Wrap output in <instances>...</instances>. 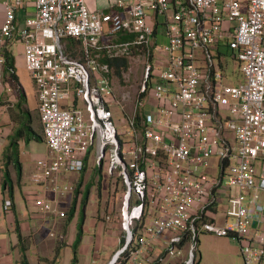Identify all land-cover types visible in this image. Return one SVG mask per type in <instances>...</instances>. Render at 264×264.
<instances>
[{"label":"built area","instance_id":"2783aa9c","mask_svg":"<svg viewBox=\"0 0 264 264\" xmlns=\"http://www.w3.org/2000/svg\"><path fill=\"white\" fill-rule=\"evenodd\" d=\"M25 1H3L0 47L20 42L35 87L50 156L32 181L83 172L91 155L111 175L117 170L124 244L118 240L108 264H160L166 256L192 264L200 234L236 240L244 264H264L259 232L251 233L253 214L264 219V177L252 167L264 161V0H107L96 11L85 0H34V13L14 31ZM118 35L132 39L114 41ZM134 55L144 69L125 115L102 60ZM148 93L152 104L143 105ZM113 107L122 112L120 130ZM224 193L217 223L209 214ZM35 206L53 210L44 199Z\"/></svg>","mask_w":264,"mask_h":264},{"label":"rangeland","instance_id":"374dc122","mask_svg":"<svg viewBox=\"0 0 264 264\" xmlns=\"http://www.w3.org/2000/svg\"><path fill=\"white\" fill-rule=\"evenodd\" d=\"M11 49L17 61V58L21 54V44L13 43ZM142 59V56L137 57L134 55V57L129 60V70L124 71L120 78L115 74L110 77L114 98L117 99L116 102H121L124 107L125 115L130 113L129 98L133 96L134 92L136 93V87L142 79L144 69ZM157 65L158 64L155 62L152 64L154 67ZM232 68L237 70L236 65H232ZM16 71L23 81L25 93H28L30 99L31 92L24 78L25 72L18 66L16 67ZM154 83V80H152L151 88H153ZM10 87L12 93L16 94L15 85L11 83ZM149 94L151 93H148L142 99L141 102L143 105L152 104L153 100ZM17 101L16 99L15 102ZM112 110L114 113V123L117 129L120 130L123 128L120 124L121 121L118 122V119L122 116L121 109L113 107ZM32 116L34 126L37 128L39 124L38 117H36L35 112L32 113ZM125 128L127 129V126H125ZM62 176L63 178H59L60 189L64 193L63 195L70 194V206L74 202L75 209L82 203L85 191H88L84 212V236L82 240L81 257L77 255V259L79 260L76 264H103V257L110 255V252L114 251L105 263L108 264L115 252L120 248L118 240H124L122 208L125 188L117 170L111 175L108 164H104V162L101 161L98 166L94 156L91 155L83 172L64 173ZM63 186L69 187L71 191H63ZM222 197V194L217 195V212L209 214L217 223H222V220H220L223 214V206L221 205V203H223ZM130 205H133L131 201ZM1 206L2 194L0 195V208ZM64 206L65 205H62L61 209H57L59 213H63V217H61L58 212L54 214L55 217L62 219L61 222H49V220L53 218L52 216L49 217L41 213H29V220H26L29 224L23 227L24 233H22L23 241L21 243L17 242V244L11 245V243H13L11 241V233L5 232L2 235L4 241L0 243V264H20L21 250L19 248H21V246L26 249L25 255L29 264H71V247L70 249H65L69 247L68 242L71 243L75 239L80 211L78 210L75 215V224L73 223V226L71 225L70 228L67 229L70 206L67 208ZM150 221L151 219L147 218L145 225H148ZM5 228H10V231L12 228L14 229L13 219L11 222L5 223ZM221 241V237L210 234H200L198 237L199 244L193 253L195 257L194 263L197 258L200 257L201 264H244L239 254V246L224 245ZM8 247L10 249L9 251L7 250ZM190 247V245L184 246L181 249L182 257H185ZM164 252L165 248L161 247L160 253L163 254ZM151 258H154V256H151ZM180 260L181 257L179 256H166L160 264H180Z\"/></svg>","mask_w":264,"mask_h":264},{"label":"crops","instance_id":"0c3cea01","mask_svg":"<svg viewBox=\"0 0 264 264\" xmlns=\"http://www.w3.org/2000/svg\"><path fill=\"white\" fill-rule=\"evenodd\" d=\"M4 0H0V28L4 23L5 20V12L2 6ZM86 5L89 10L96 11L99 9H107L109 2L107 0H85ZM35 6L34 0H26L24 6L16 7L15 8V19L13 22L14 31L18 30V27L23 25L24 19L29 15L34 13ZM109 11V10H106ZM154 36L162 42L163 41V32L164 28L156 21V24L153 26ZM119 37H126V36H119ZM119 37H116L115 40H119ZM13 43H20L16 38L11 40H5L0 47V195L2 194V206L0 208V243H3L4 239L2 235L7 232L11 233V245L17 244V237L15 233V220H17L18 225L21 230V234L24 233V225H28L29 223L26 220H29L28 214L31 213H41L44 215H48L49 217L52 216L49 222H61V218L55 217V212H58V208L69 207L71 203V196L70 194L63 195L64 193L60 189L59 178H63L62 175H58L56 177L51 178L48 182L44 184H35L32 181V176L39 172L37 163L40 160L47 159L50 156V153L45 145L44 138L42 135V128L39 119V115L37 112V101L35 96V87L31 82L28 74L26 73L24 67V59H23V48L21 45V54L16 58L13 56L12 52V45ZM74 48V47H73ZM73 48L71 50H73ZM133 49V48H132ZM4 50H7L10 55L13 57L14 61V74L17 77L18 83L22 87L25 93V87L23 81L20 79L16 67L18 66L21 70L25 72L24 78L27 81V84L30 88L31 98L29 99L28 93H25L26 102H15L16 99L18 100V96L11 91V83L15 85V83L11 80L9 72L5 69L4 62L5 59L3 57ZM70 50V51H71ZM134 50V49H133ZM78 54V53H77ZM78 56V55H77ZM103 58H101L102 60ZM130 64V58H127ZM104 61V59L102 60ZM129 68V67H128ZM11 81V83H10ZM4 83V84H3ZM10 89V91H8ZM26 113L31 120L30 128L32 131V135L41 137L42 140L37 141L35 139H27L20 138L16 139L15 145L10 146L12 137L14 136L15 131L22 126L24 123V114ZM36 113V117H38L39 124L37 128H35L33 123V116L32 113ZM41 129V131H40ZM17 153V154H16ZM15 155L17 160L20 164L19 170L14 165V158ZM88 162V161H87ZM256 176L259 178L264 177V161L258 160L255 161L253 166ZM18 172L20 173V178L18 179ZM8 175L10 184L4 186L2 188V184L5 178V175ZM257 178V177H256ZM62 182V181H61ZM60 182V183H61ZM63 188V187H62ZM223 195V212L226 208V194ZM259 204L264 206V191L259 193ZM37 199H44L47 203L51 205L53 210L49 213H42L40 212L37 207L35 206V201ZM5 200L10 201V207L4 211L3 203ZM70 200V202H69ZM59 205V207H58ZM71 207V206H70ZM80 206L76 207L75 214L72 220L68 223L67 229L70 226H73L75 215L77 214ZM212 209V208H211ZM252 210V208H251ZM253 211V210H252ZM214 213L217 212V203L214 205ZM59 213V212H58ZM259 216V217H258ZM55 217V218H54ZM254 223L252 226L251 233L259 232V239L262 240V244H264V219L262 216L253 214ZM11 218V219H10ZM31 218V217H30ZM13 219L14 222V229L10 231V228H5L6 222H11ZM259 222V225H258ZM75 224V223H74ZM259 228V230H258ZM84 236V233H83ZM222 243L224 245H237L239 246V254L241 245H239L236 240L229 239L226 237H221ZM83 240V237H82ZM82 240L81 244L78 248V257H81V248H82ZM74 241V240H73ZM73 242H68L69 247H66L65 250L70 249L71 244ZM199 244V242H198ZM197 244V245H198ZM20 249V248H19ZM117 249V248H116ZM115 249V250H116ZM9 251V247L7 248ZM114 251L110 252V255L103 257V264H105L110 256ZM241 256V254H240ZM77 259V263H78ZM200 260V257H199ZM244 263V261H243ZM180 264H183L182 260H180Z\"/></svg>","mask_w":264,"mask_h":264},{"label":"trees","instance_id":"16d2710c","mask_svg":"<svg viewBox=\"0 0 264 264\" xmlns=\"http://www.w3.org/2000/svg\"><path fill=\"white\" fill-rule=\"evenodd\" d=\"M120 36V35H118ZM132 38H128V37H119V40L117 42H123V41H130ZM3 57L5 59L4 62V66L5 69L9 72L11 80L15 83V87H16V95L18 96V102L24 103L26 102V97H25V93L22 89V87L20 86V84L18 83L17 77L14 74V61H13V57L10 55V53L7 50H4L3 52ZM104 61L107 62L110 66V68L113 70V74H115L117 77H121V74L128 70L129 68V62L128 59L125 56L122 57H117V58H104ZM24 114V123L22 124L21 127H19L15 133L14 136L12 137L10 146L15 145V141L16 139H20V138H24L27 139L26 137H28V139H35L37 141L42 140L41 137L39 136H35L32 135V131L30 128V124H31V120L29 119L28 115L26 113H22ZM17 154V153H16ZM14 165L15 167H17V169L19 170L20 168V164L17 160V157L15 155L14 158ZM84 171V170H83ZM20 178V173L18 172V179ZM10 184L8 175H5L3 184H2V188H4V186ZM87 195H88V191H85V196L82 198V203L79 204L80 206V218H79V223L77 226V232L75 235V239L73 241V243L71 244V250H72V262L71 264H76L77 263V255H78V247L81 243L82 237H83V224H84V219H85V207H86V202H87ZM75 214V203L73 202L71 204V207L69 208L68 211V220L67 221H71L72 218L74 217ZM15 233H16V237H17V241L18 243H21L23 241V237L21 234V230L20 227L18 225L17 220H15ZM124 244L123 240H121V245ZM21 250V262L20 264H29L28 260L26 259V249L21 246L20 248ZM194 264H201L199 258H197V260L195 261Z\"/></svg>","mask_w":264,"mask_h":264},{"label":"water","instance_id":"95a60500","mask_svg":"<svg viewBox=\"0 0 264 264\" xmlns=\"http://www.w3.org/2000/svg\"><path fill=\"white\" fill-rule=\"evenodd\" d=\"M194 263V258L192 257V264Z\"/></svg>","mask_w":264,"mask_h":264}]
</instances>
